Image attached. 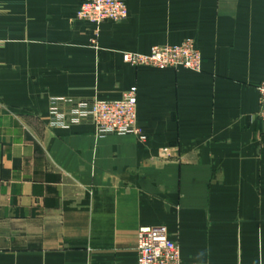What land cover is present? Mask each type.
Wrapping results in <instances>:
<instances>
[{
  "label": "crops",
  "instance_id": "0c3cea01",
  "mask_svg": "<svg viewBox=\"0 0 264 264\" xmlns=\"http://www.w3.org/2000/svg\"><path fill=\"white\" fill-rule=\"evenodd\" d=\"M123 1L96 37L79 0H0V264H137L145 226L181 264H264V0ZM186 40L198 73L123 59ZM133 86L145 139L48 126Z\"/></svg>",
  "mask_w": 264,
  "mask_h": 264
},
{
  "label": "built area",
  "instance_id": "2783aa9c",
  "mask_svg": "<svg viewBox=\"0 0 264 264\" xmlns=\"http://www.w3.org/2000/svg\"><path fill=\"white\" fill-rule=\"evenodd\" d=\"M127 17L128 8L123 0H79L77 19L93 24L96 27V37L104 22H120ZM123 55L124 62L136 68H184L197 73L202 68V56L193 40H186L178 45L155 46L146 54L126 52ZM257 89L260 95L257 116L264 123V82ZM137 117L138 88L133 86L123 98L117 100L52 99L48 126L69 129L89 124L99 136L135 134L145 139L137 127ZM169 236L164 227L140 228L137 235V264H181L180 246Z\"/></svg>",
  "mask_w": 264,
  "mask_h": 264
},
{
  "label": "rangeland",
  "instance_id": "374dc122",
  "mask_svg": "<svg viewBox=\"0 0 264 264\" xmlns=\"http://www.w3.org/2000/svg\"><path fill=\"white\" fill-rule=\"evenodd\" d=\"M196 44V43H195ZM197 46V45H196ZM200 51V50H199ZM203 61V60H202Z\"/></svg>",
  "mask_w": 264,
  "mask_h": 264
}]
</instances>
